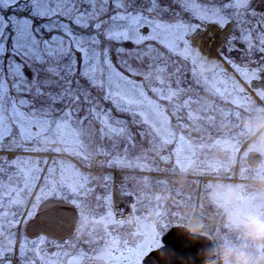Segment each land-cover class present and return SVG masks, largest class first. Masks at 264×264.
<instances>
[{
	"label": "snow or ice",
	"instance_id": "snow-or-ice-1",
	"mask_svg": "<svg viewBox=\"0 0 264 264\" xmlns=\"http://www.w3.org/2000/svg\"><path fill=\"white\" fill-rule=\"evenodd\" d=\"M258 93L264 0H0V264H162L155 249L169 246L137 205L167 193L154 197L162 218V177L221 172L248 202L246 170L230 161L251 155L240 125L264 111ZM222 144L224 162L201 156ZM110 181L134 215L96 195ZM129 223L145 239L124 240Z\"/></svg>",
	"mask_w": 264,
	"mask_h": 264
},
{
	"label": "clouds",
	"instance_id": "clouds-1",
	"mask_svg": "<svg viewBox=\"0 0 264 264\" xmlns=\"http://www.w3.org/2000/svg\"><path fill=\"white\" fill-rule=\"evenodd\" d=\"M258 96L264 100V95ZM247 138L248 152L264 160V111L254 112L241 122ZM221 150L230 152L229 145ZM255 175L247 201L235 188L218 183L204 195V200L220 214L226 233H210L200 218V207L194 206L178 215L173 227L190 245H200L195 259L179 258L172 249H155L162 264H264V162L250 169ZM162 241V237H160ZM86 264H108L107 258L93 257Z\"/></svg>",
	"mask_w": 264,
	"mask_h": 264
},
{
	"label": "rangeland",
	"instance_id": "rangeland-1",
	"mask_svg": "<svg viewBox=\"0 0 264 264\" xmlns=\"http://www.w3.org/2000/svg\"><path fill=\"white\" fill-rule=\"evenodd\" d=\"M201 98L205 103H214V98L207 93L201 94ZM223 132L225 134H231L229 129H223ZM215 134V133H214ZM244 139L245 142L247 144V147L245 148V151L248 152V145L249 142L247 140V138L244 135ZM223 146V144L214 149L213 152L211 154L208 153H201V156L206 159V160H211L213 162H224L226 160V158H228L231 155V152H224L221 150V147ZM47 158V157H45ZM247 157L241 156L239 159L237 160H233L230 161L231 163H233L236 167L239 168H243L246 170V176L248 177L247 181H244L248 191L251 190L252 188V183L254 181V173H252L250 171L251 167L247 164L246 162ZM50 163V161H49ZM210 171V170H208ZM164 179H166L168 181V187L169 189L172 190V195L170 198H167L164 201H161V205L162 208L160 210L164 211L165 215L161 218V217H157L156 216V211L157 209V205L155 202L154 197L157 194H162L164 196L167 197V193H158L155 189H153L150 193V195L148 197H142V203L137 205L138 210H139V215L143 217L144 219V223L147 225H152L155 226L157 231H158V227L162 229H168L173 227V223L175 222V220L177 219V215H175V213H179L181 214L182 208L184 207V205H181L180 207L176 206V202H177V195L176 193L179 192H183L186 196L187 195H191L193 198V202L197 203V204H202V198H203V187L205 182H211V183H236L239 182V176L237 175V177L233 180H229L226 179V174L221 172L218 175H196V174H190V175H181L178 177H172V176H166V177H162ZM207 179V180H205ZM213 179H216L213 180ZM225 180V181H223ZM125 183H128L127 181H125ZM133 188H135L136 190H139L140 186L136 185L135 183H133ZM148 190L145 189V192H147ZM101 193H106L108 195H111L113 198V205L115 206V201L121 196L123 195L120 190H119V184L118 183H114V182H109V186L107 188H98L96 195H100ZM90 202L94 203V201L92 200V198L90 197ZM197 206L196 204L185 207V210ZM23 208H21V216L23 215ZM134 215V214H133ZM201 215V213H200ZM23 218H27L26 216ZM204 222L205 225H209L208 221L202 217H200ZM164 224H167V227H163ZM80 226V224H78V227ZM85 228L88 231H91L92 229H96L97 232L100 231V226L99 225H95V224H91V223H85ZM208 228V227H207ZM141 229L139 228L138 225L133 224V223H129L127 224L124 228L119 229V234L120 236L126 240L130 245H134L138 242H140L141 240L145 239L144 236L142 235H134L133 233H138L140 232ZM79 233H75L74 236H78Z\"/></svg>",
	"mask_w": 264,
	"mask_h": 264
},
{
	"label": "water",
	"instance_id": "water-1",
	"mask_svg": "<svg viewBox=\"0 0 264 264\" xmlns=\"http://www.w3.org/2000/svg\"><path fill=\"white\" fill-rule=\"evenodd\" d=\"M248 164L251 167H254V153H251L250 157H248ZM67 214L71 216H78L77 210L73 208H68ZM79 219L75 220L74 223H76V226L78 224ZM75 231V230H74ZM73 231V233H74ZM167 246H170L168 249L175 250L177 253L179 250L184 253L183 256L180 258H188L191 257L195 259L196 253L199 250L200 245H190L186 238L182 236L174 227L170 230L167 240L164 242ZM153 257H155V253L152 254ZM149 264H151V261H149Z\"/></svg>",
	"mask_w": 264,
	"mask_h": 264
},
{
	"label": "flooded vegetation",
	"instance_id": "flooded-vegetation-1",
	"mask_svg": "<svg viewBox=\"0 0 264 264\" xmlns=\"http://www.w3.org/2000/svg\"><path fill=\"white\" fill-rule=\"evenodd\" d=\"M246 162L248 164V160L247 159H246ZM262 162H264V160H262V158L259 155L254 154V167L258 166ZM213 180L216 181V179H213ZM254 180H255V175H254ZM223 181H225V180H223ZM202 195H203L202 205H204V207H205V210H206L205 217H206V220L209 223V225H207V227H208L207 229L209 230L210 233H215L217 231H221V222H220V214H219V212L216 209H214L212 206L208 205L206 203V201L204 200V195L205 194L203 193ZM184 210H185V206L182 208V211H184ZM19 212L21 213V209H19ZM24 219H27V218H24ZM158 228H159L158 232L160 234V237H162L163 242H165L167 240V235L170 232V230L172 229V227L168 228V229H162V230H161L160 227H158ZM23 230H24V225L21 224L20 225V231L23 232ZM75 233L76 232H74V235H75ZM0 241L6 242V240H5V238L3 236H0ZM176 254H177V256L179 258L184 255V253H182L180 250Z\"/></svg>",
	"mask_w": 264,
	"mask_h": 264
},
{
	"label": "built area",
	"instance_id": "built-area-1",
	"mask_svg": "<svg viewBox=\"0 0 264 264\" xmlns=\"http://www.w3.org/2000/svg\"><path fill=\"white\" fill-rule=\"evenodd\" d=\"M133 201L127 197H122L116 205V210L119 214L123 215L125 218H129L131 215L130 205Z\"/></svg>",
	"mask_w": 264,
	"mask_h": 264
},
{
	"label": "bare ground",
	"instance_id": "bare-ground-1",
	"mask_svg": "<svg viewBox=\"0 0 264 264\" xmlns=\"http://www.w3.org/2000/svg\"><path fill=\"white\" fill-rule=\"evenodd\" d=\"M208 47H212V45H208ZM200 217H202L201 215H200ZM203 218V217H202Z\"/></svg>",
	"mask_w": 264,
	"mask_h": 264
}]
</instances>
